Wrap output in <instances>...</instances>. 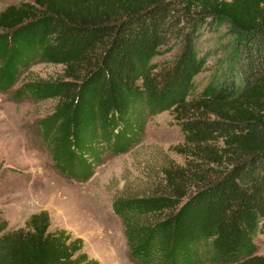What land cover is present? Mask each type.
Segmentation results:
<instances>
[{
    "label": "trees",
    "instance_id": "trees-1",
    "mask_svg": "<svg viewBox=\"0 0 264 264\" xmlns=\"http://www.w3.org/2000/svg\"><path fill=\"white\" fill-rule=\"evenodd\" d=\"M222 26L225 55L197 91L208 60L198 42ZM176 46L172 58L154 60ZM36 61L63 72L27 80L14 94L56 100L43 126L57 157L77 159L79 147L99 149L125 128L121 139L137 129L140 141L145 119L140 126L136 116L146 110H169L180 126L183 162L168 160L151 193L116 206L136 261L264 264L255 241L264 233V0L8 4L0 10V89H12ZM50 227L47 210L20 228L0 217V264H100L82 238Z\"/></svg>",
    "mask_w": 264,
    "mask_h": 264
},
{
    "label": "rangeland",
    "instance_id": "rangeland-1",
    "mask_svg": "<svg viewBox=\"0 0 264 264\" xmlns=\"http://www.w3.org/2000/svg\"><path fill=\"white\" fill-rule=\"evenodd\" d=\"M19 1L0 0V10ZM228 40L226 26L206 31L200 38L199 49L208 60L196 76L197 91L225 55ZM177 52L178 46L154 60L170 59ZM63 68L36 61L22 70L12 89H0V217L8 220L10 228H20L32 213L47 210L51 230L64 228L82 238L84 251L100 264H140L131 255L124 219L116 206L121 199L151 193L168 160L183 162L178 146L184 144V135L169 110L154 114L146 110L136 116L140 126L145 119L140 141L135 142L137 129L130 138L121 139V134L127 135L125 128L121 134L114 131L116 140L100 142L99 149L81 146L75 150L77 159L60 156L58 163L51 148L55 135L43 126L56 100L19 98L14 91L27 80L55 79ZM123 144L129 149L114 153ZM100 158L102 166L97 164ZM255 241L257 253L264 254V233L259 232Z\"/></svg>",
    "mask_w": 264,
    "mask_h": 264
},
{
    "label": "crops",
    "instance_id": "crops-1",
    "mask_svg": "<svg viewBox=\"0 0 264 264\" xmlns=\"http://www.w3.org/2000/svg\"><path fill=\"white\" fill-rule=\"evenodd\" d=\"M52 148V147H51ZM109 152H111V151H109ZM118 152H120V151H118ZM117 151H115L114 153H118ZM54 154V153H53ZM105 154H107V152L105 153L104 152V156H105ZM54 156H55V154H54ZM103 156V155H102ZM56 157V160L58 161V163L60 162L58 159H59V156L57 157V156H55ZM100 160L101 161H99V162H97V164H99V165H103L104 164V160L102 161V158H100ZM93 177V175H90V176H88V177H86V179H90V178H92Z\"/></svg>",
    "mask_w": 264,
    "mask_h": 264
}]
</instances>
